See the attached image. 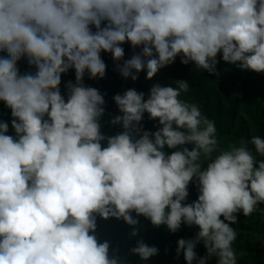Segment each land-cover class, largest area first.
Here are the masks:
<instances>
[{
  "label": "clouds",
  "instance_id": "obj_1",
  "mask_svg": "<svg viewBox=\"0 0 264 264\" xmlns=\"http://www.w3.org/2000/svg\"><path fill=\"white\" fill-rule=\"evenodd\" d=\"M126 41L143 46L117 65L133 81L144 70L152 80L177 56L209 74L218 75V54L264 73V0H0V101L16 134L0 121V264H124L90 232L99 215L122 219L135 237L132 212L171 233L198 227L177 241L186 264H237L230 225L240 213L264 214V138L222 150L215 122L179 98L190 88L184 80L153 84L147 99L135 89L116 94L122 115L110 124L122 131L102 134L105 98L84 76L103 79L101 52L120 61ZM22 58L34 74L19 73ZM70 69L65 99L61 77ZM145 113L156 131L144 130ZM190 183L199 194L185 203ZM130 252L147 261L158 249L140 239Z\"/></svg>",
  "mask_w": 264,
  "mask_h": 264
},
{
  "label": "rangeland",
  "instance_id": "obj_2",
  "mask_svg": "<svg viewBox=\"0 0 264 264\" xmlns=\"http://www.w3.org/2000/svg\"><path fill=\"white\" fill-rule=\"evenodd\" d=\"M107 22H102V27ZM92 31L95 32L96 29L94 26H90ZM124 49V56L120 61H114L112 54L110 52H101V58L106 64V73L103 79L96 78L90 79L89 74L85 73L83 83L86 87H93L100 90H106L108 87H113L116 85V82L122 81L126 78H123L119 72L117 65H123V63L130 59L134 54L141 53L142 47L139 46L133 48L130 42H125L120 45ZM222 54H218L217 60V73L209 74L204 70H197L193 63L184 65L181 63L179 65V70L181 73L179 75L169 76V74L158 72L152 80L146 79V70L138 73V79L133 81L131 77L127 78L128 89H135L137 92H143L139 88L141 83L155 84L160 83L161 85H171L176 86V81L184 80L189 84V91L187 93H182L179 97L181 100H184L188 103H195L200 107V102L205 96L208 98L209 104L211 105L214 111H221L223 118L228 117L229 111L232 107L236 106L238 108V117L237 123L238 126L244 125L250 128L252 135H259L258 128H264V73H255L249 70H241L236 65L229 64L224 62L221 59ZM181 62V57L177 56L175 62L171 65H177ZM68 81L75 83V71L70 69L66 74H62L61 77V94L67 99V89L66 84ZM127 87V86H124ZM125 88V90H128ZM145 94V99H147ZM122 115V114H121ZM154 122L155 129H157L158 121H152L148 119V114L145 113L142 125L143 127L148 122ZM101 123V132L107 136V129L109 127L110 121L107 118L106 114L100 120ZM106 146V142H102V147ZM188 146V145H187ZM175 149L165 148V152L170 154L171 151ZM188 198L192 199V202L198 198V190L196 186L190 183ZM133 214H136L133 212ZM223 219V217H221ZM140 224V222H139ZM259 226L264 230V214L259 210L254 212L249 217H244L242 213L238 214V222L236 224H231L235 230L241 228L242 226L250 225ZM175 241H178V236H174ZM173 254H170L171 258L168 262L169 264H186V261L183 258V253L177 258L176 256V247L177 242L174 243ZM135 246L133 244L132 248ZM198 257H203L206 251L202 244H198L195 249ZM170 252V253H172ZM240 253L237 252V264H253L255 258H262L260 256L247 255L245 257L240 256ZM264 256V253H262ZM212 261L209 260V263Z\"/></svg>",
  "mask_w": 264,
  "mask_h": 264
},
{
  "label": "trees",
  "instance_id": "obj_3",
  "mask_svg": "<svg viewBox=\"0 0 264 264\" xmlns=\"http://www.w3.org/2000/svg\"><path fill=\"white\" fill-rule=\"evenodd\" d=\"M6 52H0V57H6ZM181 62L177 65H168L158 72L169 74V76L179 75L181 71L178 69ZM194 65V64H193ZM195 66V65H194ZM17 67L21 75L25 73L34 74L36 69L34 66H29L27 60L22 58ZM127 79L116 82V85L113 87H108L106 90H100L99 92L104 95L105 98V114L109 121L117 115H121L118 110V107L113 100V97L116 94H123L128 89ZM127 86V87H124ZM153 85L149 83H141L139 88L143 90V93L148 96L150 88ZM200 109L204 116L209 120L215 122L217 129L216 138L218 140L219 147L222 150H227L232 145H238L240 139L251 138L252 132L249 127L240 125L238 126L237 117H238V108L236 106L232 107L229 111L228 117L223 118L221 111H214L209 104L208 98L205 96L200 102ZM264 114V112H262ZM13 117L11 116V110L7 108L4 102L0 101V121L7 122L9 124L8 135L16 138V134L11 127V121ZM154 122H148L143 128L151 132L156 131ZM122 131L121 125H109L107 129V136H113ZM259 136L264 138V128H258ZM191 150V145H188ZM251 148L252 146L249 145ZM254 151V150H253ZM257 159H264V157H257ZM192 199L187 198L185 203H191ZM264 208V205L260 206ZM133 218L138 219V224L135 226L138 230V235L132 237L130 233L133 230V226L128 225L122 219H116L110 217L109 219H103L99 215L96 216V228L94 233L90 234L95 235L99 242L108 241L110 242L109 255H119L124 261V264H169L170 254H173L175 237L178 236L179 239H192L195 234L199 231L198 227L192 226L188 227L184 224L181 225L180 230L176 233H171L166 228V226L154 227L150 220L140 215L137 217L136 214L131 213ZM140 222V224H139ZM237 239L233 242V248L236 253L246 252L247 255L260 256L262 258H255L253 264H264V230L259 226L254 224L250 226H242L237 229ZM142 239L147 245L155 246L158 249V254L149 258L147 261H142L136 255L131 254L130 249L133 244L136 246V241ZM134 246V247H135ZM172 252V253H170ZM206 253V251H202ZM246 255V256H247ZM245 257V256H243ZM209 261L207 262V264ZM195 264V261H194ZM210 264H216L215 258L212 259Z\"/></svg>",
  "mask_w": 264,
  "mask_h": 264
}]
</instances>
